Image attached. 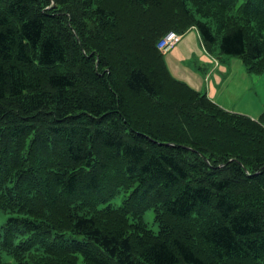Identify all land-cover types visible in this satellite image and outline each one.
<instances>
[{
	"label": "trees",
	"instance_id": "16d2710c",
	"mask_svg": "<svg viewBox=\"0 0 264 264\" xmlns=\"http://www.w3.org/2000/svg\"><path fill=\"white\" fill-rule=\"evenodd\" d=\"M193 28L264 73V0H0V264H264V110L176 79Z\"/></svg>",
	"mask_w": 264,
	"mask_h": 264
},
{
	"label": "rangeland",
	"instance_id": "374dc122",
	"mask_svg": "<svg viewBox=\"0 0 264 264\" xmlns=\"http://www.w3.org/2000/svg\"><path fill=\"white\" fill-rule=\"evenodd\" d=\"M195 36L199 40L196 31L189 32L183 47L171 49V55H164L170 72L178 81L207 95L226 110L258 120L264 110V73L250 72L242 59H224L217 49L214 50L216 54L211 55L204 50L203 45L198 48L192 44ZM189 45L192 49L188 52L185 47ZM170 56L174 58L171 63L167 60ZM201 56L207 60L205 64L200 63ZM211 57L218 59L219 65ZM201 70L204 73L199 72ZM258 107L261 109L257 110ZM123 199V194H120L111 203L121 206ZM4 218V215H0V224L4 222ZM144 220L154 231H158L153 210L145 213Z\"/></svg>",
	"mask_w": 264,
	"mask_h": 264
},
{
	"label": "crops",
	"instance_id": "0c3cea01",
	"mask_svg": "<svg viewBox=\"0 0 264 264\" xmlns=\"http://www.w3.org/2000/svg\"><path fill=\"white\" fill-rule=\"evenodd\" d=\"M191 31H193V30H191ZM191 31H190V32H191ZM188 34H189V33H188ZM188 34H186V35L183 36V39L181 40V42H180V43H179L174 49H176V48H181V47L184 46V40H185V38L187 37ZM192 44H195L198 48L201 47V41L197 39V36L194 37V40H193ZM185 48H187L188 52L191 51V49H192L190 45L187 46V47H185ZM174 49H173V50H174ZM173 50H171V51H173ZM171 51H170V53H169L170 55H171ZM167 60L171 63V62H173L174 58L170 56V58L167 59ZM231 60L240 61L238 58H235V57H232ZM206 61H207V60H206L205 58H203V56L200 57V63H204V64H205ZM218 65H219V63H218ZM241 65H242V64H241ZM197 66H198V65H197ZM243 67H244V66H243ZM196 69H197V68H196ZM201 71L204 73L203 70H201ZM260 109H261L260 107L257 108V110H260Z\"/></svg>",
	"mask_w": 264,
	"mask_h": 264
},
{
	"label": "built area",
	"instance_id": "2783aa9c",
	"mask_svg": "<svg viewBox=\"0 0 264 264\" xmlns=\"http://www.w3.org/2000/svg\"><path fill=\"white\" fill-rule=\"evenodd\" d=\"M171 39V42L169 41ZM180 37L175 32H170L167 36L160 42L159 49L163 52L169 51L178 41Z\"/></svg>",
	"mask_w": 264,
	"mask_h": 264
},
{
	"label": "bare ground",
	"instance_id": "6f19581e",
	"mask_svg": "<svg viewBox=\"0 0 264 264\" xmlns=\"http://www.w3.org/2000/svg\"><path fill=\"white\" fill-rule=\"evenodd\" d=\"M169 41L171 42V39Z\"/></svg>",
	"mask_w": 264,
	"mask_h": 264
}]
</instances>
